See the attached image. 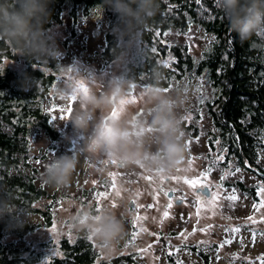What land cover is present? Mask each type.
Returning <instances> with one entry per match:
<instances>
[{"label": "trees", "instance_id": "1", "mask_svg": "<svg viewBox=\"0 0 264 264\" xmlns=\"http://www.w3.org/2000/svg\"><path fill=\"white\" fill-rule=\"evenodd\" d=\"M157 3L156 15L142 39L136 42V53L121 75L133 80V85L149 87L158 81L165 89L181 81L205 79L211 94L200 101H204L212 128L205 132L210 165L225 169L232 164V171L239 167L240 171L252 174L254 183L244 185L236 180L232 186L257 201V190L264 184L261 161L264 153V35L253 36L242 43L237 34L229 30L216 0H157ZM49 7L47 31L70 20L64 42L67 45L77 35L79 21L100 11L106 26L96 55L101 69L115 61V55L121 52L113 34L117 17L104 5V0H52ZM193 28L212 38L198 56L191 53L184 39ZM124 52L125 49L122 54ZM14 55L10 48L0 45V64L3 60L21 64L18 70L0 66V192L10 196L13 206L38 215L42 222H26L22 228H16L10 216L0 217V264H94L98 252L82 231L62 238L58 242L59 255L47 261H43L41 251L30 244H18L17 240H23L39 227L51 226L52 209L66 195L56 190L48 192L40 181L41 165L50 159L64 136L52 126L53 95L62 69L61 58L37 64ZM25 75L37 81L36 86L27 91L21 88ZM200 105L189 111L191 123H181L182 131L192 138L198 136L200 117L195 111H199ZM41 136L49 145L35 151L33 145ZM216 146L219 149L216 156L223 155L224 160L214 164L216 157L211 153ZM89 193L81 191L77 197L80 204L86 203ZM43 200H48V205L38 208L36 204Z\"/></svg>", "mask_w": 264, "mask_h": 264}, {"label": "rangeland", "instance_id": "2", "mask_svg": "<svg viewBox=\"0 0 264 264\" xmlns=\"http://www.w3.org/2000/svg\"><path fill=\"white\" fill-rule=\"evenodd\" d=\"M70 24V20L66 19L64 25L56 26L48 31L50 36L54 39L60 50L59 57L61 58V73L58 76L60 83H65V79L68 77V72L75 71L82 74L86 80L83 82L85 86L89 87L96 81H106L113 77L121 76L125 69L126 63L130 60L132 54L136 53L137 43L132 48L125 49L123 53V60L120 63L115 61L107 65L104 69H101V61L96 55L98 47L103 43V29L105 28V17L100 11L90 14L88 17L79 21L77 35L70 41V43L64 44L67 38V30ZM184 39L188 41L190 45V51L194 56H198L205 48L209 41L212 40L211 36L204 34L199 29L193 28ZM1 67H8L10 69L18 70L21 68V64L18 65L14 62L3 60L0 64ZM65 66H71L68 72L65 71ZM187 87L188 100L183 109L180 110L181 123L192 122L191 109L195 110L199 107V111H195L199 114L200 121L198 123V136L192 138L188 133L184 134V143L190 146L187 147L185 154V164L189 171L184 172L181 165L174 174L162 175L155 170L151 173L145 172L142 168H120L115 164H101L100 161L90 159L87 154L79 155V163L73 174L72 183L70 187L57 190L51 186H45L48 192L54 190L59 191V194L64 193L66 198H63L52 209L53 220L52 224L48 228L43 226L39 227L34 233L26 236L23 240L18 241V244H30L31 247L40 250L43 254V261H47L54 256L59 255L58 242L67 235L77 234L78 231L74 230L67 222L66 217L69 214L65 211L67 202L74 200L77 202L81 209H101L105 206L115 204L117 205V198L115 192L123 189L121 196L125 197L123 205L116 207L117 214L124 212L121 217L123 219L126 236L119 244V250L115 255L127 253L130 249L135 251L139 256L143 264H163L162 251L154 245L152 240L157 238L158 232L163 233L164 236H168V230H174L178 232L176 237L171 238L173 245H177V248L181 249V246L193 243L199 245L198 250L204 252L205 247L209 244L215 247L213 250L210 264H234L235 262L243 261L242 264H262L260 257H264V236L259 233H264V223L252 224L247 220V217L254 216L257 221L261 216H264V208L260 211H256L253 208L254 203H259L262 197L257 196L258 200L253 201L250 197L240 192L237 187L232 186L236 180H241L244 185H250L254 183L252 174L243 170L234 175L226 174L229 171L228 165L225 169H220L219 166H211L209 159V152L206 142L205 132L212 130L208 117L204 109V101H200L204 98H209L211 91L205 79L187 82L181 81ZM174 83L171 88L179 84ZM57 84V85H58ZM67 86V84H66ZM146 87L140 85H133L128 92L127 100H135V103H129L131 110L138 115H144V106L141 103L142 92ZM170 88V89H171ZM169 89V90H170ZM53 95L54 105L52 114V126L55 129L60 130L63 133L62 141L57 144V150L50 155V159L41 165V172L43 173L45 166L55 158L63 154L71 155L77 150L78 146L70 137L74 136L72 126L67 120L73 114V111L78 107L77 101L70 99H63L56 94ZM117 115L119 112L117 111ZM49 142L44 136H41L34 143V150L44 149L48 147ZM218 147L211 156L216 157ZM199 157V159H196ZM192 159V164H189V160ZM215 160V159H214ZM261 161L264 164V153L261 154ZM217 163V161H216ZM214 163V164H216ZM208 169L211 171L208 173L207 182L211 185L212 191L220 192V199L217 202L215 209V215L211 211H201L200 215L196 214V206L194 205V196L188 187L184 184H176L168 179L171 176H182L193 178L200 176L201 173L206 172ZM115 174L114 182L115 188L112 187L113 176ZM224 174V179H221ZM42 176V174H41ZM146 176L153 177V182H149L144 179ZM160 177H164L163 183H161ZM42 182V180L40 179ZM111 183V184H110ZM218 186H221L218 188ZM169 191L175 189L173 192V207L167 208L169 197L163 195V191ZM235 190L238 200L234 203V206H230L228 200L225 197ZM81 191L90 192L85 198V204L82 205L77 200ZM159 192V195H156ZM99 193H106L104 197H100ZM155 197V198H154ZM178 197H185V202L180 207L176 206V199ZM135 201L136 205L140 207H129L128 203ZM41 204L37 205L38 208L48 205V200H43ZM152 205V207H148ZM178 205V204H177ZM114 207V206H113ZM126 208V212H125ZM164 211L169 212L168 218H163ZM147 217L146 220L137 221L136 232L138 233L135 240H132V222L136 216ZM163 220V223L161 221ZM27 222L40 223L41 219L38 215L27 216ZM208 225L212 227L206 232L200 231L201 228H206ZM239 227V233H233L232 228ZM146 229L147 231H141ZM159 229V231L157 230ZM195 229V232L193 231ZM258 233L255 243L252 242V232ZM184 233L187 236V240L180 236V233ZM152 235V237H149ZM130 236L127 240L126 237ZM233 240L231 244H226L224 247H218L223 240ZM9 240H13L9 238ZM16 240V239H15ZM95 249L98 252L99 259H106L105 256L99 251L96 242L91 239ZM203 241L205 243L201 244ZM242 242V243H241ZM151 245L149 248L148 246ZM147 248V252H140L139 249ZM217 248V250H216ZM174 250V252H175ZM215 251V252H214ZM235 254V256H233ZM114 255V256H115ZM177 258L184 262V264H203L202 260L195 254V257L188 250H181L176 254ZM220 258L217 260L216 257ZM112 257V256H110ZM108 257V258H110ZM194 257V258H193ZM107 258V259H108ZM158 258V259H157Z\"/></svg>", "mask_w": 264, "mask_h": 264}, {"label": "clouds", "instance_id": "3", "mask_svg": "<svg viewBox=\"0 0 264 264\" xmlns=\"http://www.w3.org/2000/svg\"><path fill=\"white\" fill-rule=\"evenodd\" d=\"M51 3L52 0H0V45L29 62L55 61L60 50L45 28L51 16ZM104 5L117 17L113 34L121 48L115 62L120 63L123 50L132 48L142 39L156 15L158 3L157 0H104ZM217 8L223 13L229 30L236 33L242 43L253 36L264 35V0H218ZM69 68L71 66H65V71ZM85 80L82 74L72 71L65 79L67 86L62 82L56 87V94L65 100L76 96L78 107L67 122L74 133L69 139L78 148L71 155L55 156L45 166L41 176L44 185L57 190L70 187L80 154L98 159L101 164H115L125 169L139 167L147 173L155 170L171 175L181 165H185L184 172L189 171L185 164L187 145L180 115L188 100L187 86L183 82L167 91L158 81L143 89L144 115H138L129 103H122L127 101L133 80L124 75L98 80L88 87L86 94L78 88V83ZM36 83L25 75L21 88L27 91ZM113 110L119 115H112ZM122 191L115 192L116 207L123 205L126 199L121 196ZM116 207L81 209L76 201L70 200L65 209L69 213L68 224L90 236L106 259L118 252L126 236L121 218L124 212L118 215ZM5 215L11 217L12 226L16 228H22L27 222V211L13 206L10 196L0 192V217Z\"/></svg>", "mask_w": 264, "mask_h": 264}, {"label": "snow or ice", "instance_id": "4", "mask_svg": "<svg viewBox=\"0 0 264 264\" xmlns=\"http://www.w3.org/2000/svg\"><path fill=\"white\" fill-rule=\"evenodd\" d=\"M218 3V0H216V4ZM166 35V33H165ZM78 88H79V91L83 92V93H87L88 91V87L85 86V84L83 82H79L78 83ZM166 91L169 90V89H165ZM70 100L72 101H75L76 100V96H72L69 98ZM122 103H135V100H127L125 102H122ZM117 111L116 110H113V113L112 115H117ZM217 143H219V141H217ZM187 147L190 146V141L188 144H186ZM225 151H227L225 149ZM196 159H199V157H197ZM224 160V156L223 155H217L216 156V159L213 161V163H216V161H222ZM113 163H115V161H113ZM189 164L191 165L192 164V159L189 160ZM240 168L239 167H236L234 169V171L231 170V166H229V171L226 173L228 175H234L235 173H238L240 172ZM177 171H180L179 169ZM211 171V169H208L206 172H203L200 174V176H197V177H193V178H188V177H182V176H171V177H168V179H170L171 181L175 182L176 184H184L188 187V189L191 191V193L193 194L194 196V205L196 206V214L197 216L200 215L201 211H211L213 213V215H215V209L217 207V202L218 200L220 199V192L219 191H212V187L211 185L207 182V176H208V173ZM113 176V184H112V187L115 188V182H114V178H115V174H110ZM145 180L149 181L150 183L153 182V177L151 176H146L144 177ZM164 177H160V180H161V183H163L164 181ZM221 179L223 180L224 179V174H222L221 176ZM221 187V186H218V188ZM160 191H163V189H161ZM172 191H175V189H171L169 191H163V195L166 196V197H169V202L167 204V208L168 209H171L173 207V203H172V200H173V197H171L170 195V192ZM100 197H104L106 195V193H99L98 194ZM156 195L158 196L159 195V192H156ZM257 196H260L262 197V199L259 201V203H254L253 204V208L256 210V211H260L261 208H264V184H261L260 187L258 188L257 190V193H256ZM155 198V197H154ZM176 199V202L178 204L180 203H184L185 202V197H178V198H175ZM226 200H228L230 203V206H234V203L238 200V196L236 195L235 193V190H233L231 193H229L226 197H225ZM133 206L135 207H140L139 205H136V202L133 201ZM113 206L115 207V204H113ZM148 207H152V205H149ZM169 217V212L168 211H164L163 213V218H168ZM147 217H144V216H140V215H137L135 220L132 222V227L135 228L136 227V223L137 221H142V220H146ZM247 220L249 222H251L252 224H257V223H264V216H261L260 220L257 221L256 218L254 216H249L247 217ZM161 223H163V220L161 221ZM212 226L211 225H208L206 228H201L200 231L202 232H206L208 229H210ZM141 231H147L146 229H141ZM195 232V229L193 230ZM231 231L233 233H239L240 232V228L239 227H234L231 229ZM261 236H264V233H259ZM138 233L137 232H132L131 236H132V240H135L136 237H137ZM258 233L253 231L252 232V242L255 243L256 241V237H257ZM180 236L184 237V240H187V236L184 235V233H180ZM87 239L91 240L92 238L90 236L87 237ZM233 242V240L229 239V240H225L223 241L218 247L222 248L224 247V245L226 244H231ZM201 244L205 243L203 241L200 242ZM242 243V242H241ZM149 248L151 247V245L148 246ZM197 247H199V245H197ZM182 249L180 248H177L175 250V252H168L167 255L169 257H173L175 256L178 252H180ZM140 252H147L148 249L147 248H144V249H139ZM233 256H235V254H233ZM220 257L217 256L216 259L218 260ZM158 259V258H157ZM261 260L262 264H264V257H260L258 258ZM175 264H183V262L179 259H177L175 261Z\"/></svg>", "mask_w": 264, "mask_h": 264}, {"label": "flooded vegetation", "instance_id": "5", "mask_svg": "<svg viewBox=\"0 0 264 264\" xmlns=\"http://www.w3.org/2000/svg\"><path fill=\"white\" fill-rule=\"evenodd\" d=\"M182 203L180 204H175L176 206L180 207ZM136 228H134V231L136 232ZM159 231V229H157ZM133 231V232H134ZM168 236H164L163 233L158 232L157 238H155L154 240H152V242L154 243L155 246H157L162 253L164 254L163 256V264H175V261L178 259L177 256H173V257H169L167 255L168 252H174L175 247L177 245H173L171 242V238L176 237L178 232L174 231V230H168ZM149 237H152V235H150ZM127 240L130 239V236L126 237ZM225 241V240H223ZM182 250H188V252L192 253L193 256L195 257V254H197V256L202 260L203 264H210V259L212 257L213 254V250L215 249L214 246H212L211 244L207 245L205 247L204 252H200L197 248V245L193 244V243H188L187 245H183L181 246ZM217 250V248H216ZM215 252V251H214ZM193 257V258H194ZM99 255L96 258L94 264H143L142 261L139 259L140 256L133 250H129L127 253H122V254H118L115 256H112L108 259H103L100 260L99 259ZM243 261H237L234 264H242ZM184 264V262H183ZM187 264V263H186Z\"/></svg>", "mask_w": 264, "mask_h": 264}, {"label": "water", "instance_id": "6", "mask_svg": "<svg viewBox=\"0 0 264 264\" xmlns=\"http://www.w3.org/2000/svg\"><path fill=\"white\" fill-rule=\"evenodd\" d=\"M170 195H171V197L173 196V192H170ZM133 201H130L129 203H128V206L129 207H132L133 206V203H132ZM178 204V203H177Z\"/></svg>", "mask_w": 264, "mask_h": 264}]
</instances>
